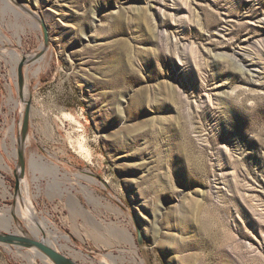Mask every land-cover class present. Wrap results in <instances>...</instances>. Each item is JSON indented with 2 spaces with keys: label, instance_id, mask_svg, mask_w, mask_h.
Listing matches in <instances>:
<instances>
[{
  "label": "rangeland",
  "instance_id": "rangeland-1",
  "mask_svg": "<svg viewBox=\"0 0 264 264\" xmlns=\"http://www.w3.org/2000/svg\"><path fill=\"white\" fill-rule=\"evenodd\" d=\"M7 2L0 149L30 108L20 223L0 231L46 241L28 201L78 264H264V0ZM0 264L53 263L0 243Z\"/></svg>",
  "mask_w": 264,
  "mask_h": 264
},
{
  "label": "water",
  "instance_id": "water-1",
  "mask_svg": "<svg viewBox=\"0 0 264 264\" xmlns=\"http://www.w3.org/2000/svg\"><path fill=\"white\" fill-rule=\"evenodd\" d=\"M32 58H28L27 61H31L35 59V55H32ZM24 57L19 61L16 69V75L18 79V88L20 92V97H23V64ZM29 101L25 102L24 114L22 118L21 129L18 132V136L16 138V152H17V161L16 168L14 171V197L17 200L20 196V184L23 182L25 178V142L28 136V126H29ZM26 205V204H24ZM15 207L16 203L12 205V215L14 216L15 221L17 222V218L15 217ZM24 209V208H23ZM26 212H30L28 209V204L25 206ZM29 216V214H28ZM20 223V222H19ZM23 228V227H22ZM0 243H5L9 245H14L18 247L24 248H34L41 255L48 258L53 264H77L73 261L69 256L59 252L58 250L51 247L47 242L42 238L38 239L32 236L28 231L24 228L22 229V233H17L15 231H0Z\"/></svg>",
  "mask_w": 264,
  "mask_h": 264
},
{
  "label": "bare ground",
  "instance_id": "bare-ground-1",
  "mask_svg": "<svg viewBox=\"0 0 264 264\" xmlns=\"http://www.w3.org/2000/svg\"><path fill=\"white\" fill-rule=\"evenodd\" d=\"M4 4L10 6V4L7 2V0H3ZM10 2V1H9ZM11 7V6H10ZM12 8V7H11ZM15 8V7H14ZM17 11V10H16ZM14 55L17 56V54L15 52H13ZM20 56V55H19ZM19 56H17V59L19 60ZM33 56H30V58H32ZM16 59V58H15ZM33 61H35V59L31 60L30 62L32 63ZM32 155V154H31ZM35 155V154H34ZM32 161H36V158L32 155L31 156ZM27 199V198H26ZM28 204V209H29V227L33 230L34 233L38 234L40 231H44L47 236H46V242L47 244H49L51 247H53L54 243H59V238H66V236L57 233V231H53L51 230L48 221L43 217L40 219V217L36 220V216L34 213V206L32 203H29L27 201ZM21 209V207H20ZM26 215V214H25ZM14 219V218H13ZM15 221V219H14ZM28 221V220H27ZM11 222V216L8 212V210L6 211H0V224L1 225H8ZM16 222V221H15ZM19 224V221L17 220L16 224ZM20 231L19 233H22V227L19 228ZM65 246V245H64ZM54 249H56L55 247H53ZM57 250V249H56ZM37 253V252H36ZM72 255L74 258H71L73 261H75L76 258L78 257H83L82 254L79 251H74L72 252ZM76 262V261H75ZM77 263V262H76ZM78 264V263H77Z\"/></svg>",
  "mask_w": 264,
  "mask_h": 264
},
{
  "label": "crops",
  "instance_id": "crops-1",
  "mask_svg": "<svg viewBox=\"0 0 264 264\" xmlns=\"http://www.w3.org/2000/svg\"><path fill=\"white\" fill-rule=\"evenodd\" d=\"M0 151H1L0 152L1 160H3V163H6L8 165H10V164L12 165L11 176L10 177L13 178L14 183H15L14 171H15V168H16V161H17L16 148H15V155H12V153L10 151H7L5 148H1ZM24 157H25V177H26L27 176V166H28V157H27L26 151H24ZM30 166L32 167L31 159H30ZM0 171L2 173L8 174L7 171L3 168L2 162L0 164ZM14 183H13V187H12V193L10 194V192L7 191V189L5 187L3 178L0 176V186H1L0 201H4L6 199H10L9 200L10 201V206H7L6 204H4L5 206H0V211L8 210L11 218H13L12 217V205H14V203H16V199L14 197ZM8 194H10V195H8ZM15 214H16V207H15ZM0 226H3V225L0 224Z\"/></svg>",
  "mask_w": 264,
  "mask_h": 264
}]
</instances>
